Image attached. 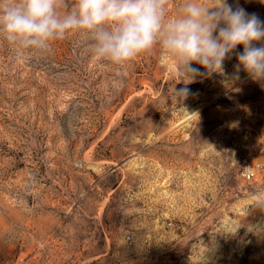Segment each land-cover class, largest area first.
Wrapping results in <instances>:
<instances>
[{"label": "rangeland", "instance_id": "374dc122", "mask_svg": "<svg viewBox=\"0 0 264 264\" xmlns=\"http://www.w3.org/2000/svg\"><path fill=\"white\" fill-rule=\"evenodd\" d=\"M237 62L186 111L159 48L118 67L78 32L23 57L0 37V264H264V172L241 176L264 161V83Z\"/></svg>", "mask_w": 264, "mask_h": 264}, {"label": "clouds", "instance_id": "9594fccd", "mask_svg": "<svg viewBox=\"0 0 264 264\" xmlns=\"http://www.w3.org/2000/svg\"><path fill=\"white\" fill-rule=\"evenodd\" d=\"M171 3L0 0V37L23 57L25 52L47 51L52 42L78 32L89 37L93 55L118 67L159 48L175 64L174 98L186 111L188 85L198 77L223 74L224 62L233 54L236 78L242 69L253 81L264 83V21L258 15L239 5L233 8L228 0H184L170 15ZM238 46L242 52H236ZM177 84L184 86L177 89Z\"/></svg>", "mask_w": 264, "mask_h": 264}, {"label": "built area", "instance_id": "2783aa9c", "mask_svg": "<svg viewBox=\"0 0 264 264\" xmlns=\"http://www.w3.org/2000/svg\"><path fill=\"white\" fill-rule=\"evenodd\" d=\"M263 172H264V161L256 162V163H247L241 169V176L245 181L251 182L256 180L258 176Z\"/></svg>", "mask_w": 264, "mask_h": 264}, {"label": "crops", "instance_id": "0c3cea01", "mask_svg": "<svg viewBox=\"0 0 264 264\" xmlns=\"http://www.w3.org/2000/svg\"><path fill=\"white\" fill-rule=\"evenodd\" d=\"M105 258H102L101 254L93 253V254H87V255H76L74 260L75 262H84V263H89L90 261L95 262V261H103Z\"/></svg>", "mask_w": 264, "mask_h": 264}]
</instances>
